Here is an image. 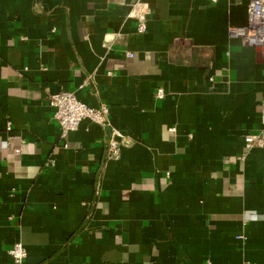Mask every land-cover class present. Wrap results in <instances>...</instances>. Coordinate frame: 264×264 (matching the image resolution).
Instances as JSON below:
<instances>
[{
    "label": "crops",
    "instance_id": "crops-1",
    "mask_svg": "<svg viewBox=\"0 0 264 264\" xmlns=\"http://www.w3.org/2000/svg\"><path fill=\"white\" fill-rule=\"evenodd\" d=\"M0 0V264H264V45L247 0ZM131 53L132 58L127 55ZM162 89L164 97L155 93ZM69 92L108 106L63 135ZM17 150L18 152H16Z\"/></svg>",
    "mask_w": 264,
    "mask_h": 264
},
{
    "label": "built area",
    "instance_id": "built-area-1",
    "mask_svg": "<svg viewBox=\"0 0 264 264\" xmlns=\"http://www.w3.org/2000/svg\"><path fill=\"white\" fill-rule=\"evenodd\" d=\"M216 3L218 0H210ZM150 16L149 5L138 0L134 2L127 14L128 19L137 22V34H144L147 30V22ZM230 36L242 39L247 45L260 47L264 45V0H247L246 23L240 27H230L228 29ZM128 57L133 55L129 53ZM155 97L161 99L164 97L162 89H158ZM48 104L54 111V119L61 127L63 135L75 131L82 121L88 120L110 132L105 140L106 159L118 160L120 157V145L116 141L117 133L111 128L108 121V106L101 104L98 107H89L79 101L73 93L60 92L53 94L48 99ZM244 154L239 157L241 161L253 149H264V133L246 134L243 136ZM18 152L17 150H15ZM10 255L15 264H23L26 258V250L22 243L16 242L10 251Z\"/></svg>",
    "mask_w": 264,
    "mask_h": 264
}]
</instances>
